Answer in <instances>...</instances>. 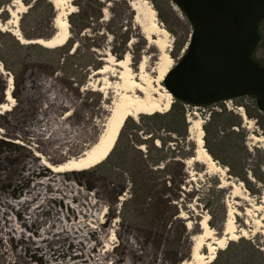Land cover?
Returning <instances> with one entry per match:
<instances>
[{"label": "rangeland", "instance_id": "374dc122", "mask_svg": "<svg viewBox=\"0 0 264 264\" xmlns=\"http://www.w3.org/2000/svg\"><path fill=\"white\" fill-rule=\"evenodd\" d=\"M22 1L23 4L16 0H0V22L5 27V30L0 28V44L3 45L0 49V93L6 91V78L12 77L14 99L10 107L14 110L9 118L12 123L27 126L38 109L48 107L50 101L61 102L63 111L48 117V126L66 128L71 136L85 135L87 145L95 142L103 131L109 109L117 97V89L113 86L123 81L119 78L120 67L106 59H121L129 54L132 76L144 87L159 91L160 83H164L184 54L193 30L187 16L172 0H148L156 9L160 25L169 31L168 37L136 21L132 5L139 0H59L61 10L75 6V11L68 16L71 36L66 43L72 47L74 55L59 62L62 52L51 56L38 49L29 50L13 34L19 31L24 39L34 40L31 38L50 33L52 10L48 0H33L31 4ZM76 3L82 8L78 9ZM32 4V11L27 13ZM18 15L17 27L14 20ZM10 20L13 22L8 23ZM260 33L262 39L254 56L264 66V21ZM166 52L173 57V62L160 81L162 71L168 68L163 57ZM106 65L104 74L94 75L93 66ZM2 69L5 74L1 73ZM184 107L186 125L181 128V135L159 129L154 120L147 118L150 114H141L138 119L129 117L109 157L82 176L86 180L82 185L88 192L103 196L101 211L111 216L114 225L109 229L108 248L117 249L114 255L119 253L123 258L119 264L190 261L192 239L201 232L200 222L207 218L220 236L229 211L234 215L233 225L240 237L229 240L226 247L230 242L245 238L255 247L264 249L261 234L264 229V156L261 152L264 143L253 137H264V111L259 110L256 99L250 96L205 107L189 104ZM224 109L239 116L240 126L232 125L234 118L210 123L212 114ZM200 121L205 132V149L210 154L211 149L231 162L234 171L241 176H236L212 154L217 169H210L208 163L190 161L192 156L198 155L197 123ZM134 124L141 130L136 131ZM0 130L3 143L20 140L25 149H31V154H42L32 141L7 133V125L0 123ZM231 131L242 133V139L232 138L229 142L226 135ZM157 137L164 138L161 154L153 147L154 144L160 147ZM128 143L141 149L145 158L154 160L164 155L165 161L154 167L162 172H153L141 164L136 151H126ZM183 156H186L185 161L178 162ZM7 163L15 166L21 162L11 160ZM14 176L0 185V191L13 187ZM128 240H132L137 248L135 255L124 244ZM224 249H218L217 254ZM251 250L244 254L239 248L229 255H238L239 262L245 257L244 261L251 263L254 258ZM200 253L205 255L197 261L204 264L210 250L203 246ZM227 256L224 255L218 264H222ZM40 258V255L26 254L32 264H43ZM112 259L108 264H114Z\"/></svg>", "mask_w": 264, "mask_h": 264}, {"label": "bare ground", "instance_id": "6f19581e", "mask_svg": "<svg viewBox=\"0 0 264 264\" xmlns=\"http://www.w3.org/2000/svg\"><path fill=\"white\" fill-rule=\"evenodd\" d=\"M16 1L23 4L22 0ZM51 1L58 10L54 21L56 33L49 39L26 40L19 31L14 32L21 43L34 42L52 48L69 41L71 34L68 16L75 11V6L61 10L59 0ZM132 6L140 25H148L168 37L169 31L160 25L156 9L148 0H139ZM10 12L13 14L11 10ZM19 21L18 15L14 25L18 27ZM0 28L5 30L1 22ZM163 57L168 68L162 71L160 81L173 62L170 53L166 52ZM106 61H112L113 65L120 67L119 78L123 81L113 86L117 89V97L109 109L103 131L90 145L86 144L88 140L85 135L71 136L66 128L48 126V117L57 116L63 111V106L58 101H50L48 107L38 109L37 115L26 123L27 126L12 123L9 118L10 112L14 110L10 107V102L14 99L12 77L6 78V91L0 93V123L7 125V133L32 141L41 149L42 154H31V149H25L20 140L12 143L0 141V185L15 175L13 187L0 191V264H32L26 259V254L29 253L40 255L43 264H108V260H113L112 258L114 264H119L123 259L119 253L114 255L116 248L114 251L108 248L109 229L114 225L111 223V216L101 211L103 196L88 192L82 185L86 181L82 176L109 157L129 117L138 119L141 114L167 112L174 98L163 83H160L159 91H152L134 78L130 70L129 54L121 59L108 57ZM107 68L108 65L102 66L93 73L104 74ZM1 73L5 74V71L2 69ZM98 90L101 91L100 88ZM67 116L70 117L71 114L68 113ZM197 126L198 155L192 156L190 161L208 163L210 169H217L215 159L204 146L203 122H198ZM253 137L264 143V137ZM262 147L264 149V144ZM22 155H25L24 159ZM11 160L21 163L15 166L7 163ZM86 185L89 189V184ZM233 221L234 215L229 211L224 231L217 236L208 219L202 220L201 232L192 239V260L181 264H201L197 259L205 255L200 253L203 246L210 250L208 261L204 264L211 263L216 258L218 249H224L229 240L240 237ZM261 234L264 242V229ZM241 236L245 237V234L242 233ZM16 243L19 247H16ZM124 244L132 254H136L137 248L132 240Z\"/></svg>", "mask_w": 264, "mask_h": 264}, {"label": "water", "instance_id": "95a60500", "mask_svg": "<svg viewBox=\"0 0 264 264\" xmlns=\"http://www.w3.org/2000/svg\"><path fill=\"white\" fill-rule=\"evenodd\" d=\"M193 30L184 54L164 79L173 98L205 107L250 96L264 111L261 42L264 0H172Z\"/></svg>", "mask_w": 264, "mask_h": 264}, {"label": "trees", "instance_id": "16d2710c", "mask_svg": "<svg viewBox=\"0 0 264 264\" xmlns=\"http://www.w3.org/2000/svg\"><path fill=\"white\" fill-rule=\"evenodd\" d=\"M32 1L33 0H24V2H26L27 4H31ZM35 1H37V0H35ZM48 4L50 5V9L52 10V16L50 18V24H49L50 33L48 35L43 36V37L40 36L37 38H31V39H38V38L49 39L56 33V27H55L54 21H55V18L57 16V10H56L55 5L53 4V2L51 0H48ZM76 5H77L78 9L82 8V5L80 3H76ZM33 7H34V5L32 4L30 6V10L27 13H30L32 11ZM22 18L24 19V16ZM84 28H86V26ZM17 43H19V42H17ZM22 46L26 47L29 50L38 49V50L46 53L47 55H51V56L57 55L59 52H62L63 54H62L59 62H62L64 59L71 58L74 55V53L71 52L72 47L67 46V44L51 48V47L43 46L39 43L30 42V43H26V45L23 43ZM2 47H3V45L0 44V49H2ZM70 52H71V54H70ZM100 67H102V66H93V68L95 70L99 69ZM147 118L154 120L155 126H158L159 129L168 130V131H171L173 133L181 135L182 129L184 128V125H186V112H185L184 103L175 100L172 103L171 108L167 112H164V113L156 112L154 114L148 115ZM222 118H223V121L226 119L234 118L232 120L233 126H240V124H241L239 116L234 114L233 112L226 111V109L222 110L221 112H214L212 114V118L210 120V123H212L214 121H218V120L222 121ZM134 125H135V129H137L136 131L141 130L139 125H137V124H134ZM205 130L208 132V125L205 126ZM156 131H158V130H156ZM226 137H227V140L230 142V140L232 138H241L242 139L243 134L240 132L238 133L236 131H231L226 135ZM157 138L160 141V147L158 145L156 146L155 144L153 145V147L161 154V152H163L162 150L164 149V146H162V144L164 143V138H162V137H157ZM127 145L128 146H127L126 151L127 152L136 151L139 159L141 158L139 161L141 164L148 167L150 170H153V172H162L161 169H159V168L154 169V167L160 165L163 161H165L164 155H161L159 158L154 159V160L148 159V158H145L143 156V152L141 151V149L136 148L135 146H132L130 143H128ZM209 150H210L211 154L216 159L221 161L223 164L227 165L230 168V170H232L233 173H235L236 176H241V173L234 171V165L231 162L225 161L221 157L217 156L211 149H209ZM261 152L263 153V156H264V150H261ZM247 154H248V152H247ZM184 158L186 159V156H183L182 158L178 159V162H184L185 161ZM243 179L246 180L245 177H243ZM133 180H135V179H133ZM212 213H213V211H212ZM210 224L212 225V227L214 226V224H212V222ZM239 248L243 249L244 254L246 253V251L248 249H252L251 251H253V253H254V258H253L251 263L244 261L245 257H244V259H242L239 262L238 255H233V256L229 255V253H231L235 249H239ZM226 254L228 256L223 263L221 262L222 264H264V249H261L260 247H255L254 244L249 239L240 238L237 242H235V241L230 242L228 244V246L223 251L218 252L216 258L214 259V261L211 264L220 263V261L222 260V257H224V255H226ZM248 261H250V260H248Z\"/></svg>", "mask_w": 264, "mask_h": 264}, {"label": "snow or ice", "instance_id": "6c2138e0", "mask_svg": "<svg viewBox=\"0 0 264 264\" xmlns=\"http://www.w3.org/2000/svg\"><path fill=\"white\" fill-rule=\"evenodd\" d=\"M0 131H2V130H0ZM37 155H39V153H37Z\"/></svg>", "mask_w": 264, "mask_h": 264}]
</instances>
